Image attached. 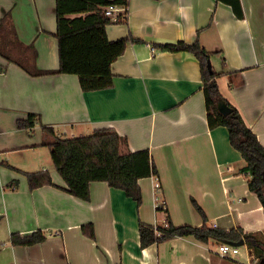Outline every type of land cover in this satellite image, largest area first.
<instances>
[{
	"label": "crops",
	"instance_id": "1",
	"mask_svg": "<svg viewBox=\"0 0 264 264\" xmlns=\"http://www.w3.org/2000/svg\"><path fill=\"white\" fill-rule=\"evenodd\" d=\"M57 2L0 0V21L10 14L19 39L35 46L41 70L59 68ZM242 4L239 20L216 0H128L121 11L126 20L93 35L104 44L140 41H130L112 63L114 86L107 90L83 92L75 75L32 77L0 56V264H243L234 257L239 253L223 258L218 243L193 236L142 249L139 233L141 222L164 226L171 219L176 227H241L264 235V209L249 190L241 154L227 128L209 127L200 62L188 52L157 48L198 41L212 53L214 71L224 73L217 78L220 93L264 146V0ZM29 113L41 122L19 129L17 121ZM42 126L63 141L53 157L46 143L54 136ZM103 128L125 137L131 151L151 154L161 189L155 194L154 178L141 179L140 206L105 182L92 183L91 200L81 201L57 172L72 163L102 165L101 142L88 136ZM43 171L54 186L30 190L26 174ZM86 224L95 240L84 234ZM39 230L47 235L41 244L10 241Z\"/></svg>",
	"mask_w": 264,
	"mask_h": 264
},
{
	"label": "trees",
	"instance_id": "2",
	"mask_svg": "<svg viewBox=\"0 0 264 264\" xmlns=\"http://www.w3.org/2000/svg\"><path fill=\"white\" fill-rule=\"evenodd\" d=\"M230 6L235 16L242 20L245 12L242 0H216ZM110 5L127 7L128 0L97 1H67L58 0L56 5L57 29L55 37L58 41L59 68L55 70H41L37 67V50L33 44L26 45L18 37L10 14H6L0 21V56L11 64H15L32 77L75 75L79 79L83 92H97L111 89L114 86V74L111 65L126 50L131 41L140 42L133 38H123L117 41H106V44L93 39L94 31L105 29L112 24V19L106 15ZM118 22H123L121 15ZM108 47L109 62H107ZM157 48L166 52L191 53L201 65L203 88L208 113V123L211 129L225 127L229 133L231 145L237 150L244 160L243 173L249 177L248 186L251 193L255 194L264 209V146L257 135L248 127L243 116L226 98L222 96L217 85V78L224 73L210 72L208 60L212 53L208 52L197 41L192 45L185 42L177 44L158 45ZM41 117L29 113L24 120H18L19 129L30 130ZM47 134H54L52 128L42 126ZM54 136L46 143L53 157L59 145L63 142ZM88 137L98 138L101 142L103 164L88 167L84 163H72L57 168L61 179L67 185V192L75 198L89 202L91 200V184L105 182L111 188L121 190L125 195L135 201L138 206L142 204L143 195L139 181L144 178L158 176L159 172L148 150L133 152L128 141L112 128L95 130ZM27 182L30 190L54 186L49 172L27 173ZM197 210L206 217L201 208L194 201ZM157 230L161 236L157 234ZM157 230L152 225L139 224L141 248L145 249L155 243H161L173 237L193 236L200 242L214 241L221 244H230L235 247L248 246L253 258L251 264H264V235L261 233H246L243 228L230 230L210 227L204 224L201 227L173 225L171 219L167 227L158 226ZM83 232L95 240L92 224L83 226ZM47 240V235L36 231L30 235L11 236L13 246H35Z\"/></svg>",
	"mask_w": 264,
	"mask_h": 264
},
{
	"label": "built area",
	"instance_id": "3",
	"mask_svg": "<svg viewBox=\"0 0 264 264\" xmlns=\"http://www.w3.org/2000/svg\"><path fill=\"white\" fill-rule=\"evenodd\" d=\"M125 7H119L116 5H110L106 10V15L109 16L112 19L113 23H116L119 21V16L121 15V11H124ZM126 14V13H125ZM160 185L156 184L154 185V192L155 194L160 191ZM157 199V198H156ZM163 227H167V225H164ZM154 228L157 230L158 225H154ZM157 234L161 236V233L157 230ZM239 253L238 247L232 246L230 244H221L218 246V254L219 256L223 258H229L232 255H236Z\"/></svg>",
	"mask_w": 264,
	"mask_h": 264
},
{
	"label": "rangeland",
	"instance_id": "4",
	"mask_svg": "<svg viewBox=\"0 0 264 264\" xmlns=\"http://www.w3.org/2000/svg\"><path fill=\"white\" fill-rule=\"evenodd\" d=\"M210 60H211V63H212V59L210 58ZM212 66H213V64H212ZM153 178H154V181H155V185L156 184H159L160 185V188H161V184H160V181H159V179H158V176H152ZM159 192H157L156 194H158ZM1 206H2V202H1ZM159 209H162L163 208V205L161 206V205H159V207H158ZM2 248H5V245H1L0 246V251H1V249ZM217 250H218V247H217V245H216V247H215ZM238 249H239V254L237 255V256H234V257H240L241 258V262L243 263V264H246V256L248 255L249 256V252H248V248H247V246L246 245H242V246H239L238 247ZM5 253V252H4Z\"/></svg>",
	"mask_w": 264,
	"mask_h": 264
},
{
	"label": "water",
	"instance_id": "5",
	"mask_svg": "<svg viewBox=\"0 0 264 264\" xmlns=\"http://www.w3.org/2000/svg\"><path fill=\"white\" fill-rule=\"evenodd\" d=\"M208 69L210 70V72H213V66L210 59L208 60Z\"/></svg>",
	"mask_w": 264,
	"mask_h": 264
}]
</instances>
